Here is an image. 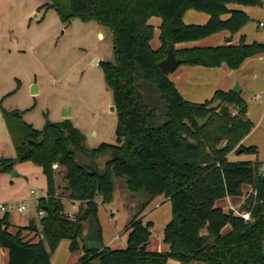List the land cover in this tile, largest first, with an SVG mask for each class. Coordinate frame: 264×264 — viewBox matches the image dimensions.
Here are the masks:
<instances>
[{
  "label": "trees",
  "instance_id": "trees-1",
  "mask_svg": "<svg viewBox=\"0 0 264 264\" xmlns=\"http://www.w3.org/2000/svg\"><path fill=\"white\" fill-rule=\"evenodd\" d=\"M50 1L44 8L54 9L62 23L79 17L111 33L114 62L101 67L116 112L117 141L88 150L84 135L69 120L45 122L38 131L21 123L18 112L4 113L15 157L0 160V176L30 162L46 181V196L37 201V212L43 211L38 225L32 221L10 233L9 215L0 217V248L7 251L8 264H51L62 240L69 242L70 253H83L76 264H264V170L258 173L264 164L227 160L233 152L258 153L256 147L241 145L253 128L248 105L232 91H216L199 104L187 102L158 68L169 45L239 33L250 18L229 5L261 8L264 0H67L68 12L62 0ZM188 10L203 12L209 20L186 26L182 17ZM151 17L161 19L157 50L150 46ZM262 53L264 44L241 39L238 45L182 50L175 56L187 66L225 64L234 70ZM222 105L230 108L224 115ZM57 175H62L63 188ZM114 179H123L129 192L143 198L125 229L126 246L88 248L85 235L101 241L98 207L111 201ZM244 185L254 190L239 212L248 213L250 221L217 206L224 198L240 196ZM157 197L171 203V220L162 231L165 253L147 250L153 224L140 217ZM64 199L76 203L73 214L65 212ZM27 231L36 233L37 241L26 239Z\"/></svg>",
  "mask_w": 264,
  "mask_h": 264
},
{
  "label": "rangeland",
  "instance_id": "rangeland-1",
  "mask_svg": "<svg viewBox=\"0 0 264 264\" xmlns=\"http://www.w3.org/2000/svg\"><path fill=\"white\" fill-rule=\"evenodd\" d=\"M51 3L50 0H0V160L15 157L4 119V113L8 112H18L21 123L40 131L45 122L63 121L64 111H69L67 120L84 135L86 149H96L104 143L115 145L117 141L116 112L111 111L112 94L106 88L101 67L102 62H114L111 33L95 21L83 22L79 17L62 23L54 9L44 8ZM60 4L64 12H68V1L62 0ZM32 86L36 87L35 95L31 94ZM263 107L252 108L248 113L253 129L245 147H256L258 153L241 154L237 156L239 161L252 160L264 164V127H260L259 122L264 114ZM263 170L264 166L258 173ZM12 172L20 177L12 176ZM12 172L0 176V196L10 200V191L22 193V200L5 202L13 207L11 221L22 226L29 216L36 215L38 220L37 206L30 189L41 193L45 178L30 162L22 167L15 165ZM61 176L56 178L59 188L64 186ZM114 188L111 201L99 203L97 221L101 240L107 242L112 238L115 242L111 246L118 248L126 241L125 229L138 212L143 198L129 192L123 179H114ZM253 190V186L244 185L242 194L234 197L239 201L238 205L218 202L217 206L224 212H239L246 196ZM59 192L66 195L63 190ZM20 205L27 207L23 214L16 211ZM63 205L66 213L72 211L68 200L64 199ZM143 213L140 216H143V222L153 224L149 251L155 252L157 246L167 250L162 241V231L171 220V203L154 199ZM2 214L0 211V217ZM228 230L225 228L222 233L226 234ZM115 233L121 234L120 240L114 238ZM32 235L28 233L26 239H34L35 235ZM68 247L67 240L59 243L51 257L54 264H64L70 256L71 262L77 263L76 258L81 251L70 253ZM168 264L179 263L171 260Z\"/></svg>",
  "mask_w": 264,
  "mask_h": 264
},
{
  "label": "crops",
  "instance_id": "crops-1",
  "mask_svg": "<svg viewBox=\"0 0 264 264\" xmlns=\"http://www.w3.org/2000/svg\"><path fill=\"white\" fill-rule=\"evenodd\" d=\"M228 9L238 10L246 13L250 18L251 23L246 24V26L237 34L232 35L224 31V32L216 33L210 37L200 39L198 41L175 44L173 45L174 51L181 52L182 50H191L198 48L208 49V48H214L220 46L238 45L241 39L245 41V44H252V43L264 44V31L261 30L264 27H260V24L264 23V20H262L264 19V9L258 7H241L238 5H229ZM223 18L225 19L227 18V16ZM208 20H209V16L207 14L198 11L195 12L193 10L186 11L182 17V22L186 26L204 25ZM147 25L153 27V37L150 40V46L153 50H157L161 46V43L159 42L161 19L158 17H151L149 18ZM99 36L102 37L101 35ZM168 78L174 84L176 91L179 92L182 99L193 104H199L210 100L216 91H222L224 93L231 92L232 88L235 85H237L240 89V97L246 103V105H248V110L246 114L247 119H249L248 113L251 111L250 109L252 108L255 109L257 107L261 109L260 107L264 105V53L247 58L238 69H234V70L231 69L229 70L225 64H221V66L214 68H205L201 66L192 67L182 64L173 72H171L168 75ZM228 111H230V108H228ZM249 117L252 118L251 116ZM259 122H260V127L261 126L264 127V114L261 115ZM251 131L249 132V134L251 133ZM248 136H246V138L241 143V145H243L244 147L249 140ZM237 156H240V154L233 152V154H230L227 157V160L229 162H241L239 161V158ZM250 161L253 162L252 160ZM23 164H17V165L18 167L20 166L22 167ZM40 174H42L41 171ZM17 177H20V175H18ZM9 194L11 196L10 200L8 197L0 196V199L2 200L0 201V204L6 208L5 212L2 213L3 214L7 213L9 215V223H11L9 232L15 233L18 227L27 228V226H29L32 221L36 222L38 225L37 219H35L36 215L29 216L27 218V223L22 226H18L11 221L10 214L11 211L13 210V207L9 206V204L7 203H10L11 200H18V201L22 200L23 197H22V193L19 192L16 193L14 191H10ZM30 194L33 196L32 200L35 206H37L36 202L46 196V181L44 184V189L41 193L37 194V191L30 189ZM155 200H162L163 202L167 203V201L164 200L163 197H157L155 198ZM6 201L7 203H5ZM219 202H224L228 204L232 203V205L239 204V201H237L236 198L234 199L224 198ZM71 204H72V211L68 213L69 215L73 214L77 207L76 203L74 204L71 203ZM20 206H24V205H20ZM18 208L16 211L20 213L18 211ZM26 211H27V207H25V212ZM37 217L39 218L38 212H37ZM28 233L30 232L27 231L23 233V236L25 238H28L26 236ZM31 233L33 234L32 236L36 235V233L33 232ZM119 233H115L114 238L118 236L119 238L117 239L120 240L122 236ZM90 235L91 234L85 235L84 238V244L88 246V248L92 247L99 249L102 247H106V248L108 247L112 250H122L126 246V242H127L126 239V241L123 242L121 247L117 248L111 246V244L115 242L113 241L112 238L109 239L107 242H103L102 240L100 241L98 237L96 240L95 234L91 236ZM29 238L32 237L30 236ZM35 238L34 240L36 241L38 238L37 236H35ZM94 239L97 241V243H95L96 241H94ZM149 246L150 245L148 242L147 245L148 251H149ZM155 250L157 252H164V253L168 252V249L165 250L164 248H160L159 246H157ZM82 254L83 253L80 252L79 256L76 259L78 260V258ZM8 260H9V255L7 251L0 248V264H8ZM71 260L72 257L70 256L69 259L64 262V264H68V263L70 264ZM71 263L73 264V262ZM59 264H62V262H60Z\"/></svg>",
  "mask_w": 264,
  "mask_h": 264
},
{
  "label": "water",
  "instance_id": "water-1",
  "mask_svg": "<svg viewBox=\"0 0 264 264\" xmlns=\"http://www.w3.org/2000/svg\"><path fill=\"white\" fill-rule=\"evenodd\" d=\"M181 64H182V60L179 58H176L173 45H169L166 48V55H165L164 60L161 61L160 63H158V68L163 75L168 76L171 72H173L175 69H177ZM232 92H234L236 94H240L239 87L237 85H235L232 88ZM36 93H37L36 87L32 86L31 94L35 95ZM111 111L115 112V108L113 106L111 107ZM227 112H228V107L226 105H222V107L219 110V113L221 115H224ZM69 116H70L69 111H64V115H63L64 119L67 120ZM11 175L12 176H18L15 172H12ZM261 183L264 185V172L261 175Z\"/></svg>",
  "mask_w": 264,
  "mask_h": 264
},
{
  "label": "built area",
  "instance_id": "built-area-1",
  "mask_svg": "<svg viewBox=\"0 0 264 264\" xmlns=\"http://www.w3.org/2000/svg\"><path fill=\"white\" fill-rule=\"evenodd\" d=\"M260 27H264V23H261ZM56 168H57V165H54L53 169H56ZM36 204H37V202H36ZM5 210H6V208L3 205L0 204V211L1 212H5ZM18 211L23 214L25 212V207L24 206H19ZM111 214H113V211H111ZM234 214L236 216L242 218L244 221H250V217H249L248 213H244V212L240 213V212L234 211ZM42 215H43V211L38 212V216L39 217H42ZM116 238H119V237L117 236Z\"/></svg>",
  "mask_w": 264,
  "mask_h": 264
}]
</instances>
